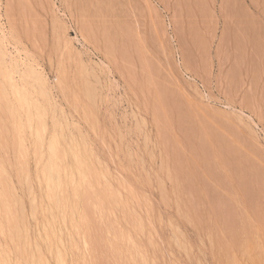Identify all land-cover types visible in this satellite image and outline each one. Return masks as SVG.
I'll list each match as a JSON object with an SVG mask.
<instances>
[{
	"label": "rangeland",
	"instance_id": "1",
	"mask_svg": "<svg viewBox=\"0 0 264 264\" xmlns=\"http://www.w3.org/2000/svg\"><path fill=\"white\" fill-rule=\"evenodd\" d=\"M0 47L6 70L16 65L11 74L0 66V87L8 84L2 97L18 82L33 106L43 105L39 113L31 109L38 114L32 113L34 130L20 131L33 116L11 93L24 119L19 113L23 123L15 117L10 123L13 115L1 104L6 98L0 102V208L9 205L16 219L5 235L7 221L0 225L4 252L16 250L12 239L22 231L36 239L48 227L46 243L56 231L62 236L54 233V246L52 240L47 246L75 241L81 256L77 263L78 249L69 242V256L50 247L61 256L54 257L41 236L35 251L46 264L64 253L67 264H264V0H0ZM62 133L54 142L61 150L77 143L86 163L81 181L73 177L82 185L67 184L53 205L43 178L54 172L45 161L49 143ZM50 204L59 216L57 228L50 224L56 231L47 225ZM120 232L119 250L113 241ZM24 239L17 253H6L13 263L15 253L38 244L28 239L24 246L36 241L32 250L21 248ZM111 240L125 249L121 256L110 251ZM35 251L24 256L31 260Z\"/></svg>",
	"mask_w": 264,
	"mask_h": 264
},
{
	"label": "bare ground",
	"instance_id": "2",
	"mask_svg": "<svg viewBox=\"0 0 264 264\" xmlns=\"http://www.w3.org/2000/svg\"><path fill=\"white\" fill-rule=\"evenodd\" d=\"M20 1H21V0H20ZM23 7H24V6H23ZM24 8H25V7H24ZM24 8H23V9H24ZM102 12H103V11H102ZM11 13H12V12H11ZM23 16H24V15H23ZM11 34H12V33H11ZM119 35H120V34H119ZM26 36H28V35H26ZM114 37H115V36H114ZM122 40H123V39H122ZM1 44H2V42H1ZM121 44H123V43H121ZM105 45H106V44H105ZM113 45H114V44H113ZM116 45H117V44H116ZM123 45H124V44H123ZM135 46H136V45H135ZM113 47H114V46H113ZM0 48H1V47H0ZM121 48H122V47H121ZM142 48H143V47H142ZM4 49H5V48H4ZM144 49H145V48H144ZM130 50H131V49H130ZM2 52H3V51H2ZM116 52H117V51H116ZM128 52H129V51H128ZM132 52H133V51H132ZM1 54H2V53L0 52V57L2 58V55H1ZM110 54H111V53H110ZM113 54H114V53H113ZM117 54H118V53H117ZM122 54H123V53H122ZM111 55H112V54H111ZM129 55H130V54H129ZM114 57H115V56H114ZM141 57H142V56H141ZM3 58H4V56H3ZM139 58H140V57H139ZM4 59H5V58H4ZM9 59H10V58H9ZM123 60H124V59H123ZM140 60H141V59H140ZM2 61H3V60H2ZM2 61H0V62L3 63V64L0 63V66L2 65V67H4V69L6 70V68H5V66H4V62H5V61H3V62H2ZM130 62H131V61H130ZM15 63H16V62H15ZM14 65H15V64H13V67H12V68H7V69H8V70H9V69H12V70H13V68L15 69V68H16V65H15V66H14ZM139 65H140V64H139ZM135 66H136V65H135ZM6 67H7V66H6ZM4 69H3V70H4ZM120 69H121V68H120ZM5 70H4V74H5V73H6V74H11L10 71H8V70L5 71ZM34 71H35V70H34ZM8 72H9V73H8ZM11 72H12V71H11ZM130 73H131V72H130ZM144 74H145V73H144ZM151 75H152V74H151ZM2 76H4V75H2ZM7 76H8V75H7ZM28 76H29V75H28ZM30 76H31V75H30ZM30 76H29V78H30ZM9 77H11V76L9 75ZM12 77H13V76H12ZM12 77H11L10 80H12ZM23 77H24V76H23ZM133 77H134V76H133ZM135 77H136V76H135ZM149 77H150V76H149ZM5 78H6V77H5ZM24 78H25V77H24ZM6 79H7V78H6ZM6 79H5V80H6ZM32 79H33V78H32ZM138 79H139V78H138ZM12 81H13V80H12ZM15 81H16V80H15ZM35 81H36V80H35ZM136 81H137V80H136ZM7 82L10 83L9 85H12V83H13V82H11V81H10V82L7 81ZM151 82H152V80H151ZM15 83H16V82H15ZM17 83H18V82H17ZM17 83H16V84H17ZM0 84H1V83H0ZM16 84H14V86H13L14 93H13L12 89L9 88V89L11 90V92H10V93H6V92H5V93H6V95H5L6 97H5V96L2 97V94L4 93L3 90H4V89L6 90V88H8V87H7L8 84H7V85H6V84L3 85L4 88H3V86L0 87V90H1V88L3 89V90H2V93H1V91H0V93H1V94H0V95H1V96H0V102H1V99H2V101H3V98H6V99L8 98L7 100H9L8 102H10V99H11V97H13V96H11V97L9 98L8 95H10V94L12 93V94H14V95L17 97V99H14V98H13V99L15 100V104L18 102L19 105H20L21 107H19L18 103H17L16 105H18V107H19L20 109L23 110V111L21 110L22 112L25 111L23 114H25V113H26V110H27V112H30L29 115H28V117L30 116V114H31L30 117H32V116H33L32 113H33L34 115H38L37 113H34V112H38V113H39V112H40V111H39L40 109H38V107H41V108H42L43 105L41 106V104H39L40 106H39V105H38V106H33V105H34V101L31 103V100H32V99H31V98L29 99V98L27 97L28 94L26 95V92H27L28 90L25 91V90L23 89V87H24L25 85L23 84L24 86H23V85H22L23 87L21 86V88H22V90H21V88H20V84L18 83V84H19L18 86H19L20 89L17 88L18 86H17ZM25 84H28V82L25 83ZM1 85H2V84H1ZM15 85H16V86H15ZM31 85H32V84H31ZM5 86H6V88H5ZM140 86H141V85H140ZM25 87H26V86H25ZM27 87H28V86H27ZM138 87H139V86H138ZM9 89H8V90H9ZM36 90H37V88L35 89V91H36ZM160 90H161V89H160ZM23 91H24V92H23ZM8 92H9V91H8ZM140 92H141V91H140ZM159 92H160V91H159ZM35 93H36V92H35ZM161 93H162V91H161ZM29 95H30V94H29ZM149 96H150V95H149ZM6 99H4V100H5L4 102H6V103H4V102L1 103V104H3L4 106H6L5 104H8V105L10 106V105H12L11 102H14V100H12L10 103H8V102L6 101ZM174 99H175V98H174ZM162 100H164V99H162ZM165 100H166V99H165ZM41 102H42V101H41ZM41 102H40V103H41ZM153 102H154V101H153ZM174 102H175V101H174ZM1 104H0V106H1V108H2L3 105H1ZM15 104L13 103V105L10 106V107H4V106H3V108H8V109H9V113H11V114H10L11 117H12V115H13L12 120H11L12 122H11L10 120H8V121H10V123H14V124H16V122H14L13 120H14V117L17 116V114L21 113V114L18 115L17 117L20 116V117L23 118L22 112H19V113H18V110H20V109H17V107H16ZM157 104H158V103H157ZM166 104H167V103H166ZM173 104H174V103H173ZM176 104H177V103H176ZM8 105H7V106H8ZM14 105H15V106H14ZM36 105H37V104H36ZM26 106H27L28 108H30V109H28ZM25 107H26V109H25ZM23 108H24L25 110H24ZM36 108H37V109H36ZM31 109H35V111L32 112ZM45 109H46V108H45ZM174 109H175V108H174ZM4 110H5V109H4ZM29 110H30V111H29ZM175 110H176V109H175ZM178 110H179V109H178ZM5 111L7 112V110H5ZM43 111H44V110H43ZM43 111H42V112H43ZM155 112H156V111H155ZM4 113H5V112H4ZM43 113H44V112H43ZM43 113H42V114H43ZM27 114H28V113H27ZM172 114H173V113H172ZM196 114H197V113H196ZM3 115H4V114H3ZM14 115H15V116H14ZM21 115H22V116H21ZM40 116H41V115H40ZM48 116H49V115H48ZM166 116H167V115H166ZM184 116H185V115H184ZM17 117H15V121L18 120L17 122H19V120H21L22 118L16 119ZM28 117H27V118H28ZM35 118H36V117H35ZM35 118H34V116H33L32 119H31V118H28V119H27V124H28V126L25 124L26 122L23 123V121H22V120L24 119V118H23V119L21 120L22 122H20V123L25 124L26 127L22 124V129H21V127L18 126V125L21 126L20 123L17 124V125H14V127H15V126H18V128L16 127V130H18V129L20 130V129H21L20 131H22L24 128L26 129L27 127H29L30 130H32V129L34 130V128L32 127V126H33V125H32V123H33L32 121L34 120V123H33V124L36 125V124H35V123H36V122H35V120H36ZM47 118H48V117H47ZM176 118H177V117H176ZM29 119H30V120H29ZM172 119H173V117H172ZM190 120H191V119H190ZM24 121H25V120H24ZM28 122H29V123H28ZM40 122H41V121H40ZM176 122H177V121H176ZM5 123H6V122H5ZM182 123H183V122H182ZM29 124H30V125H29ZM40 124H41V123H40ZM43 124H44V123H43ZM178 124H179V123H178ZM213 124H214V122H213ZM8 125H9V123H8ZM189 125H190V124H189ZM192 125H193V124H192ZM6 126H7V124H6ZM30 126H31L32 128H30ZM9 127H10V126H9ZM23 127H24V128H23ZM35 127H36V126H35ZM190 127H192V126H190ZM222 127H223V126H222ZM9 129H10V128H9ZM27 129H28V128H27ZM45 129H46V128H45ZM33 130H32V131H33ZM35 130H36V129H35ZM63 130H64V129H63ZM63 130H62V131H63ZM210 130H211V128H210ZM37 132H38V131H37ZM203 132H204V131H203ZM47 133H48V132H47ZM194 133H195V132H194ZM218 133L220 134V132H218ZM221 133H222V132H221ZM21 134H22V133H21ZM21 134H20V135H21ZM210 134H211V133H210ZM229 134H230V133H229ZM62 135H63V133L60 134V136H59V134H58L59 137H58V136L54 137V138L52 139L53 142H52V140H51V143H49L50 145H48V146H50V147H49L50 155H49V152H47V154H48L49 156H51V158H49V156L46 154V155H47V158H46V161H45V162L47 163V162H48L47 160H49L48 164H49V166L51 167L52 171L54 172V176L51 175V176H53L52 178H51L50 176H46V177L44 176V178H43L44 181H45V183H44V182H43V183L46 184V186L48 187V189H50V192H51V193H50L49 190H48L47 188H45V187H46L45 185H44L45 187L43 186V187L46 189V191L48 190L47 194L49 193V195L47 196V198H48V197L50 198V199L48 198L49 202L51 201V203H52V201H53V205H54V202L58 201V199H59V194L65 192V191H64V192H62V191L66 189L65 186H66L67 184H68L67 186H70V187H71V186H74V185H78V186H79V185H82L81 182H80V181H81L80 178H82V175H83V169H84V168H82L81 163H82V162H83V163H86V161H85V157H83V155L80 154V150H81V149L79 150V146H78L77 143H76V144H72V145H77V146H74V147L70 145L71 147H69V149H68L67 146L64 144V146H66V148H67L68 150H67L65 147H63V148H65V149H63V150H61L62 148H61V149L59 148L61 143H58V142L60 141L59 138H60ZM124 135H125V134H124ZM201 135H202V134H201ZM32 136H33V135H32ZM207 136H208V135H207ZM216 136H217V135H216ZM22 137H23V136H22ZM34 137H35V136H34ZM34 137H33V138H34ZM202 137H203V136H202ZM204 137L206 138V136H204ZM27 138H28V137H27ZM56 138H57V139H56ZM198 138H199V137H198ZM234 138H235V137H234ZM1 139H2V138H1ZM23 139H24V138H23ZM61 139H62V138H61ZM200 139H201V138H200ZM225 139H226V138H225ZM227 139H228V138H227ZM2 140H3V139H2ZM28 140H29V139H28ZM31 140H32V139H31ZM34 140H35V139H34ZM54 140H59V141H58V142H57V141L54 142ZM173 140H174V139H173ZM209 140H210V139H209ZM62 141H64V140H62ZM205 141H206V140H205ZM205 141H204V143H205ZM221 141H222V140H221ZM20 142H21V140H20ZM60 142H61V141H60ZM40 143H41V142H40ZM221 143H222V142H221ZM221 143H220V144H221ZM227 143H228V142H227ZM3 144H4V143H3ZM10 144H11V143H10ZM34 144H35V143H34ZM62 144H63V143H62ZM89 144H90V143H89ZM89 144H88V145H89ZM235 144H236V143H235ZM35 145H36V144H35ZM58 145H59V146H58ZM221 145H222V144H221ZM229 145H230V144H229ZM2 146H3V145H2ZM15 146H16V145H15ZM41 146L43 147V144H42ZM61 146H62V145H61ZM205 146H206V145H205ZM37 147H38V146H37ZM45 147H46V146H45ZM75 147H76V149L78 150L79 153H77L76 150H73V149H75ZM77 147H78V148H77ZM81 147H82V146H81ZM200 147H201V146H200ZM234 147H235V146H234ZM238 147H239V146H238ZM23 148H24V147H23ZM35 148H36V147H35ZM70 148H73V149H70ZM202 148H203V147H202ZM202 148H201V149H202ZM220 148H221V147H220ZM203 149H204V148H203ZM218 149H219V148H218ZM229 149H230V148H229ZM231 149H232V148H231ZM26 150H27V149H26ZM64 150H65V151H64ZM66 150H67V151H66ZM69 150H70V151H69ZM93 150H94V149H93ZM95 150H96V149H95ZM236 150H237V149H236ZM22 151H23V150H22ZM207 151H208V150H207ZM229 151H230V150H229ZM38 152H39V151H38ZM43 152L46 153L45 150H44ZM171 152H172V151H171ZM230 152H231V151H230ZM40 153H41V155H42V154L45 155V154L42 153V152H40ZM99 153H100V151H99ZM178 153H179V152H178ZM178 153H177V154H178ZM207 153H208V152H207ZM214 153H215V152H214ZM240 154H241V153H240ZM3 155H4V154H3ZM37 155H38V154H37ZM43 155H42V156H43ZM70 155H71V157H72V155H73V158H74V159L72 160V161H73L72 164H73V163H75L74 165L77 164V166H78V167L76 166V167H77V170H75V169H76L75 167H74L75 169H73V168H72V169H69V168H68V167H69L68 165H70L71 163L67 161L66 157H68V159H69V156H70ZM98 155H99V154H98ZM42 156H40V157H42ZM218 156H219V155H218ZM241 156H242V155H241ZM174 157H175V156H174ZM242 157H243V156H242ZM219 158H220V157H219ZM38 159H40V158H38ZM43 159H45V158H43ZM43 159H42V160L40 159V160H41V164H43V165H41V168H43L42 166H46V165H44L45 163H44ZM65 159H66V160H65ZM244 159H245V158H244ZM83 160H84V161H83ZM64 161H66L65 164H66V163H69V164H66V165L68 166V167L66 166V168H67L68 170H67V169L65 168V166H64V165H65V164H64ZM219 161H220V160H219ZM243 161H245V160H243ZM102 162H103V161H102ZM72 164H71V165H72ZM89 164H90V163H89ZM127 164H128V163H127ZM190 164H191V163H190ZM74 165H73V166H74ZM194 165H195V164H194ZM85 166H86V165H85ZM192 166H193V165H192ZM129 167H130V166H129ZM70 168H71V166H70ZM149 168H150V167H149ZM183 169H184V168H183ZM189 169H190V168H189ZM48 170H49V169H48ZM63 170H67L68 173H67V171L63 172ZM72 170H73V171H72ZM102 170H103V169H102ZM24 171H25V170H24ZM76 171H77V172H76ZM90 171H92V170H90ZM126 171H127V170H126ZM155 171H156V170H155ZM25 172H26V171H25ZM25 172H24V173H25ZM41 172H43L41 176L45 175V173H47L46 167H44V170L41 171ZM41 172H40V173H41ZM53 172H51V173H53ZM62 172H63V173H66V174L68 175V176L66 177L65 181H64V178L62 177V174H63ZM34 173H35V172H34ZM49 173H50V171H49ZM91 173H92V172H91ZM123 173H124V172H123ZM130 173H131V172H130ZM130 173H129V174H130ZM176 173H177V172H176ZM75 174H78V175H77V176H78L77 178H79V176H80V178H79L80 181L75 182V181L73 180V177L75 176ZM85 174H86V173H85ZM120 174H121V173H120ZM126 174H127V173H126ZM14 175H17V174H14ZM46 175H47V174H46ZM63 176H64V175H63ZM86 176H87V175H86ZM97 176H98V175H97ZM154 176H155V175H154ZM87 177H88V176H87ZM181 177H182V176H181ZM93 178H94V177H93ZM152 178H153V177H152ZM43 179H42V180H43ZM88 179H89V178H88ZM94 179H95V178H94ZM113 179H114V178H113ZM42 180L40 179V181H42ZM89 180H90V179H89ZM96 180H97V177H96ZM129 180H130V179H129ZM152 180H153V179H152ZM181 180H182V179H181ZM76 181H77V180H76ZM131 181H132V180H131ZM135 181H136V180H135ZM92 182H93V181H92ZM147 182H148V181H147ZM152 182H153V181H152ZM43 183H42V184H43ZM42 184H41V185H42ZM92 184H93V183H92ZM135 184H136V183H135ZM97 185H98V183H97ZM97 185H96V186H97ZM147 185H148V184H147ZM195 185H196V184H195ZM14 186H15V185H14ZM193 186H194V185H193ZM80 187H81V186H80ZM133 187H134V186H133ZM63 188H65V189H63ZM71 188H72V187H71ZM73 188H74V187H73ZM75 188L78 189V187H75ZM75 188H74V189H75ZM45 189H44V191H45ZM68 189H69V187H68ZM74 189H73V190H74ZM91 189H92V187H91ZM41 190H43V189H41ZM79 190H80V189H79ZM66 191H67V189H66ZM139 191H140V190H139ZM42 192H43V191H42ZM57 193H59V194H57ZM73 193H75V192H73ZM39 194H40V193H39ZM47 194H46V195H47ZM50 194H51V195H50ZM68 194H69V193H68ZM79 194H81V193H79ZM117 194H118V193H117ZM61 195H63V194H61ZM72 195H73V194H72ZM99 195H100V194H99ZM103 195H105V194H103ZM103 195H102V196H103ZM22 196H23V195H22ZM36 196H37V194H36ZM41 196H42V195H41ZM116 196H117V195H116ZM118 196H119V195H118ZM0 197L2 198V196H0ZM43 197H44V196H43ZM45 197H46V196H45ZM67 198H69V197H67ZM127 198H128V197H127ZM51 199H52V200H51ZM64 199H65V198H64ZM64 199H63V200H64ZM71 199H72V198H71ZM75 199H76V198H75ZM75 199H74V200H75ZM108 199H109V198H108ZM118 199H120V198H118ZM24 200H25V199H24ZM109 200H110V199H109ZM132 200H133V199H132ZM41 201H42V200H41ZM60 201H62V200H60ZM72 201H73V200H72ZM78 201H80V200H78ZM65 202H67V201H65ZM69 202H70V200H69ZM76 202H77V201H76ZM116 202H118V201H116ZM127 202H128V201H127ZM42 203H43V202H42ZM61 203H62V204H61ZM61 203H60V205H63V201H62ZM74 203H75V201H74ZM56 204H57V203H56ZM70 204H71V203H70ZM78 204H79V203H78ZM111 204H113V203H111ZM40 205H41V203H40ZM53 205L51 206V204H50L49 207H48V208L52 207V208H50V211L48 210V212H49V217L51 216L49 219L52 220V216H54V215H55V216H54L52 222H51V220H50L51 223L49 222V219L46 220V221L49 222V224H47L48 226H49L50 224H52V223H55V224H56V222H54V220L57 219V218H55L56 215L58 216V214H56V212H55V214L53 213V215H52V213H51V209H52V212H54V211L56 210V209H55L56 205H55V207H54ZM67 205H68V204H67ZM76 205H77V204H76ZM113 205H114V204H113ZM143 205H144V203H143ZM4 206H5V205H4ZM7 206H8V207L5 206V208H4V207L0 208V210H1V209H5V211H6L7 209L10 208L9 205H7ZM41 206H42V205H41ZM70 206H71V205H70ZM64 207H65V206H63L62 209H63ZM66 207H68V206H66ZM105 207H106V206H105ZM53 208H54L55 210H54ZM70 208H71V207H70ZM112 208H113V207H112ZM112 208H110V209H112ZM42 209H43V212H44V207H43ZM46 209H47V208H45V210H46ZM59 209H60V208H59ZM75 209H76V207H75ZM80 209H81V208H80ZM80 209H79V210H80ZM101 209H103V207H102ZM53 210H54V211H53ZM46 211H47V210H46ZM63 211H64V210H63ZM8 212H9V213H8ZM10 212H11L10 210L4 212V214L6 215V216H5V215L3 214V210H2V213H1V211H0V213L2 214V215L0 214V216L2 217V216L4 215V216H3L4 219H5V218L7 217V215H8V217H7L8 220H4V221H3V219H2L3 217L0 219V225H1L2 223H4V224L7 223V225H6L7 228H6V229H5V227H6L5 225H3V224L1 225V226H5V227H2V228L5 229V230H3V232H4V233H2L3 235H5V232H7L6 230H8V227H9L8 225H12L11 223H14L15 220H16V219H15V220L13 219L14 221H12V219H10V217H9V216H10V215H9ZM38 212H39V210H38ZM40 212H41V210H40ZM59 212H60V211H59ZM68 212H69L68 215H70V214H71L70 211H68ZM111 212H112V210H111ZM41 213H42V212H41ZM50 213H51V215H50ZM82 213H83V212H81V214H82ZM85 213H86V212H85ZM85 213H84V215H83L82 218H85L84 216L87 215V214L85 215ZM98 213H99V212H98ZM105 213H106V212H105ZM113 213H114V212H113ZM44 214H47V212H45ZM59 214H60V213H59ZM79 214H80V213H79ZM106 214H107V213H106ZM35 215H36V214H35ZM41 215H42V214H41ZM116 215H117V214H116ZM119 215H120V214H119ZM12 216H13V215H12ZM28 216H29V215H28ZM28 216H27V217H28ZM46 216H47V215H46ZM46 216H45V219L48 218V216H47V217H46ZM66 216H67V215H66ZM79 216H80V215H79ZM79 216H78V217H79ZM104 216H105V215H104ZM35 217H36V216H35ZM43 217H44V216H43ZM43 217H42V219H43ZM58 217H59V216H58ZM13 218H14V217H13ZM16 218H17V217H16ZM87 218H89L88 215L86 216V219H87ZM58 219H59V218H58ZM89 219H90V218H89ZM125 219H126V218H125ZM1 220H2V221H1ZM9 220H10V222H9ZM26 220H27V219H26ZM35 220H37V219H35ZM38 220H39V219H38ZM59 220H60V219H59ZM59 220H58V221H59ZM78 220H79V219H78ZM80 220H81V219H80ZM82 220H83V221H81L82 225H83L84 227L87 225L85 228H86V230H87V228L89 229L90 226H91V225H90V226L88 225V224H90V220H89V221H87L88 219L86 220L88 224H86V222H84V221H85L84 219H82ZM6 221H7V222H6ZM41 221H42V220H41ZM44 221H45V220H44ZM120 221H121V220H120ZM125 221H126V220H125ZM205 221H206V220H205ZM5 222H6V223H5ZM8 222H9V223H8ZM48 222H44V223L46 224V223H48ZM63 222H64V221H63ZM75 222H76V221H75ZM122 222H123V221H122ZM122 222H121V223H122ZM206 222H207V221H206ZM44 223H43V224H44ZM68 223H69V222H68ZM72 223H73V222H72ZM76 223H77V222H76ZM81 223H80V224H81ZM84 223H85L86 225H85ZM39 224H40V223H39ZM43 224H42V225H43ZM55 224H53L54 227H55ZM57 224H58V223H57ZM57 224H56V228H57ZM77 224H78V223H77ZM77 224H76V225H77ZM155 224H156V223H155ZM14 225H15V224H14ZM16 225H17V224H16ZM20 225H22V223H21ZM68 225H69V224H68ZM74 225H75V224H74ZM122 225H123V224H122ZM45 226H46V225H45ZM45 226H44V227H45ZM88 226H89V227H88ZM119 226H120V224H119ZM159 226H160V225H159ZM84 227H83V228H81V227L79 228V227H78V229L81 230V233H82V232H85V233L87 232V233H88V231H82V229L84 230ZM97 227H98V226H97ZM120 227H121V226H120ZM160 227H161V226H160ZM0 228H1V227H0ZM41 228H42V227H41ZM47 228H48V227H47ZM47 228H44V230L46 229L45 231H46L47 234H43V233H42V234L46 236V235H50V233H51V235H52V232H53L52 230H55V229H51L52 226L50 225L49 228H50L51 231H52V232H50ZM129 228H130V227H129ZM154 228H155V227H154ZM23 229H26V228L24 227ZM23 229H22V230H23ZM75 229H77V228H75ZM75 229H74V230H75ZM156 229H157V228H155V230H156ZM161 229H162V228H161ZM256 229H257V228H256ZM16 230H17V229H16ZM26 230H27V229H26ZM40 230H41V229H40ZM59 230H60V228L58 229V231H59ZM62 230H63V229H62ZM118 230H119V229H118ZM146 230H147V229H146ZM249 230H250V229H249ZM0 231H1V229H0ZM27 231H28V230H27ZM27 231H25V230L22 231V232L20 233L21 236H20L19 238H18L19 235L16 236V237H17V240H19V239H21V238H22V239L25 238V237L23 236L24 232H25L24 235L26 236V238H25L23 241H25V240L27 241L28 239H31V238H30L31 236L27 239V237L29 236V234H27L28 236L26 235ZM55 231H56V230H55ZM75 231L77 232V230H75ZM90 231H92L91 228L89 229V232H90ZM113 231H114V230H113ZM121 231H122V230H121ZM123 231H125V230H123ZM130 231H131V230H130ZM1 232H2V231H1ZM49 232H50V233H49ZM56 232H57V231H56ZM56 232H54V233H56ZM59 232H61V231H59ZM110 232H112V231H110ZM126 232H127V231H126ZM150 232H151V231H150ZM250 232H251V231H250ZM28 233H29V231H28ZM54 233H53V238H52V239H51V237H50L51 235H50L49 237L47 236V239H50V241L52 240V242H51L52 245H53L54 242H55V241L53 240L55 237H57V236H59V237L62 236L61 233H59L60 235L57 234L58 232L56 233V235H55ZM79 233H80V231H78L77 234H79ZM87 233H86V235L84 234V235H85L84 238L86 239V241H87V239L89 240L90 237H91V236H89ZM91 233H92V232H91ZM91 233H89V234L91 235ZM103 233H104V232H103ZM103 233H101V235H102ZM121 233L123 234V232H120V236H121V237H119V238H117L118 236L115 235V236H116L115 238H117V239H115V240H114V233H113V236H111V237H113V238H112V240H114L113 242H115L116 240H119V243H120V238L123 237V235H122ZM127 233H128V232H127ZM127 233H125V234H127ZM34 234H35V233H34ZM68 234H69V232H68ZM72 234H73V233H72ZM82 234H83V233H82ZM111 234H112V233H111ZM131 234H132V233H131ZM138 234H139V233H138ZM168 234H169V233H168ZM257 234H258V233H257ZM43 235H41V236H42V239L44 238ZM54 235H55V237H54ZM79 235H80V234H79ZM84 235H83V236H84ZM87 235L89 236L88 238L86 237ZM101 235H100V236H101ZM22 236H23V237H22ZM41 236H40V237H37V236H36V237L41 239ZM69 236H70V235H69ZM98 236H99V235H98ZM103 236H104V234H103ZM103 236H102V239H101V238H100V239L105 241V239H104L105 237L103 238ZM127 236H128V234H127ZM16 237H15L14 240L12 239L13 242L16 241L15 247L17 246V247H16V250H15V248H14V250H12V251H14V252L19 251V250H18V247H19L20 245L18 246V242L21 241L20 243H23V242H22V239H21L20 241L17 242ZM59 237L57 238V240L60 239ZM63 237H65V236H63ZM92 237H93V234H92ZM92 237H91V239H92ZM125 237H126V236H124V238L122 239L123 241L125 240ZM128 237H129V238H127L126 240H129V239L132 240V238H131L130 236H128ZM186 237H187V236H186ZM37 238H36V239H31L32 242H33V240H37V242L34 241V243H30L32 246H33V244H35V242H36V243H38L39 241L42 242L41 240H39V239H37ZM45 238H46V237H45ZM45 238H44V239H45ZM135 238H136V237H135ZM157 238H158V237H157ZM71 239L73 240L74 238L72 237ZM91 239H90V240H91ZM136 239H137V238H136ZM159 239H160V238H159ZM31 240H28V241L30 242ZM38 240H39V241H38ZM57 240H56V241H57ZM66 240H67V238H66ZM92 240H93V239H92ZM92 240H91V241H92ZM112 240H111V242H110V246H109V247H111V246L114 245V243L112 242ZM122 240H121V242H123ZM126 240H125V241H126ZM130 240H129V241H130ZM168 240H169V239H168ZM26 241L24 242V244L21 245V248H22V246H23V248L28 247V249L31 247V250H32V246H28L29 244H27L26 246H24V245L26 244ZM44 241H45L46 246H47V243H50L49 240H47V243H46V239L43 240V242H44ZM59 241H62V239L59 240ZM63 241H64V239H63ZM63 241H62V243H59V242L57 243V242H56L55 247L57 246V244H61L62 246L58 245V246H60V247L57 246V248H62V249H64V251H65L66 249H70V248H71L70 246H73V245H70V246H69L70 248H68V247H67V244L70 242V240L67 241L66 245L64 244ZM94 241H95V240H94ZM98 241H100L99 238H98ZM98 241H97V243H99ZM125 241H124L123 243H121V245L124 244ZM132 241H133V240H132ZM138 241H139V240H138ZM43 242H42V243H43ZM71 242H74V243H73L74 246H75V243H76V245L78 246L77 242H75V241H71ZM71 242H70V243H71ZM101 242H102V241H101ZM101 242H100V243H101ZM133 242H134V241H133ZM168 242H169V241H168ZM14 243H15V242H14ZM20 243H19V244H20ZM94 243H95V242H94ZM112 243H113V245H112ZM119 243H118V241H117V243L115 242V244H117L116 246H117L118 249H119V247H120V246H119ZM144 243H145V242H144ZM156 243H157V242H156ZM165 243H166V242H165ZM189 243H190V242H189ZM51 244H50V245L48 244L49 247L47 246V247H46V250H49V249H51V248H52V249H55V248L53 247L54 245L51 246ZM63 244H64L65 246H64ZM95 244H96V243H95ZM40 245H41V244H40ZM40 245H39V243L36 244V245H34L36 248L33 249V250L31 251V253H33L37 248H40ZM88 245H89V243H88ZM96 245H97V244H96ZM96 245H95V246H96ZM98 245H100V244H98ZM102 245H103V244H102ZM172 245H173V244H172ZM262 245L264 246V244H262ZM77 246H75V247H73V248H75V250H76V249H78ZM90 246H91V244H90ZM123 246H124V245H122L121 247H123ZM136 246H139V245L137 244ZM50 247H51V248H50ZM63 247H64V248H63ZM66 247H67V248H66ZM76 247H77V248H76ZM79 247H80V246H79ZM96 247H97V246H96ZM124 247H125V246H124ZM160 247H161V246H160ZM174 247H175V246H174ZM187 247H188V246H187ZM191 247H192V246H191ZM2 248H3V246L0 247V250H2ZM5 248H6V247H5ZM5 248H3L4 250H2L3 252L0 251V264H18V263H19V264H21V263L23 264V263H24L23 260H22L23 257H21V256H24V252L27 251V250L23 249V251H24V252H22L23 255H22V253H21V255H20V254H16V253H17V252H16V253H15V256L18 255L19 257L17 256V259H18L19 261H20V259H21L22 261H21V263H20V262L16 259V260H15L16 262L14 261V263H13L12 259H10L11 257H8L9 254L6 255L7 252L10 253V255H11V252H12V251H11V252H10V251L4 252V251H6ZM10 248H11V247H10ZM21 248H20V250L22 251ZM33 248H34V247H33ZM57 248H56V249H57ZM117 248H116V249H117ZM214 248H215V247H214ZM261 248H262V247H261ZM56 249H55V250H56ZM62 249L59 250V252H61V254H62V251H61ZM96 249H97V248H96ZM109 249H110V248H109ZM112 249L116 250V249L114 248V246L111 247V250H110V251H112ZM118 249H117V251H118ZM171 249H172V248H171ZM177 249H178V248H177ZM72 250H73V249H72ZM72 250H69V251L72 252ZM78 250H79V249H78ZM78 250H77V251H78ZM114 250H113V251H114ZM119 250H120V249H119ZM122 250H123V251H122ZM122 250H121L120 252L118 251V253L120 254L121 252H122V253L125 252V251H124V250H125L124 248H123ZM163 250H164V249H163ZM49 251H53V250H49ZM57 251H58V250H57ZM69 251L67 250L68 254H67V252L65 251L67 255L65 256V255H64L65 253H64L63 256H62L63 259H64V256H65V257H68V256H69ZM77 251H76V253H77V254H76V257H74V256H75V253L73 254V259L75 258L74 260H76V258H78L79 256H81V254H80V255L78 254L81 250H79L78 252H77ZM179 251H180V250H179ZM27 252L30 253V250L27 251ZM35 252H36V251H35ZM40 252H41V250H39V252H36V255H32V256H31V260H32V261L29 260V258H30L29 255H30L31 253H30V254H27V253L25 252V256H27V255L29 256V258L24 256V257L26 258L27 263L29 264V261H31L30 264H46V263H45V260H44V259H46V258L44 257L45 254L43 255L42 252H41V253H40ZM45 252H46V251H45ZM47 252H48V251H47ZM53 252H54V253H53ZM53 252H52V254H54V257H55V256H56V254H55L56 251H53ZM93 252H95V251L93 250ZM115 252H116V251H114V253H115ZM156 252H157V251H156ZM214 252H215V251H214ZM39 253H40L43 257H42ZM80 253H81V252H80ZM111 253H112V252H111ZM114 253H112V254L114 255ZM118 253H117V254H118ZM122 253H121V254H122ZM166 253H167V252H166ZM181 253H182V252H181ZM37 254H38V255H37ZM121 254H120V256H121ZM128 254H129V253H128ZM12 255H13V254H12ZM77 255H78V256H77ZM123 255H124V254H123ZM126 255H127V254H126ZM169 255H170V254H169ZM177 255H178V254H177ZM181 255H182V254H181ZM195 255H196V253H195ZM214 255H215V254H214ZM57 256H60V253H59ZM57 256H56V257H57ZM160 256H161V255H160ZM174 256H175V255H174ZM12 257H14V256H12ZM52 257H53V256H52ZM60 257H61V256H60ZM60 257L55 258L56 262H57L58 259H60V262H57V264H58V263H60V264H67V262H66V261L64 262V260H63L62 258H60ZM133 257H134V256H133ZM164 257H165V256H164ZM14 258H15V257H14ZM19 258H20V259H19ZM25 258H23V259L25 260ZM27 258H28V259H27ZM43 258H44V259H43ZM83 258H84V257L82 256V258H80V259L82 260ZM151 258H152V256H151ZM165 258H166V257H165ZM48 259H49V258H48ZM53 259H54V258H53ZM73 259H72V260H73ZM80 259H78V260H80ZM10 260L12 261V263H10V262H11ZM46 260H47V259H46ZM65 260H68V259H65ZM74 260L72 261L73 263L77 261V260H76V261H74ZM112 260H113V259H112ZM122 260H123V259H122ZM127 260H128V259H127ZM129 260H130V259H129ZM165 260H166V259H165ZM172 260H173V259H172ZM49 261H50V260H49ZM58 261H59V260H58ZM108 261H109V260H108ZM135 261H136V260H135ZM179 261H180V260H179ZM17 262H18V263H17ZM53 262H54V261H53ZM79 262H81V261H79ZM97 262H98V261H97ZM180 262H181V261H180ZM195 262H196V260H195ZM77 263H78V261H77ZM126 263H127V262H126ZM130 263H131V261H130ZM167 263H168V262H167ZM176 263H177V261H176ZM192 263H193V262H192ZM25 264H26V262H25ZM47 264H51V262H50V263H47ZM68 264H69V262H68ZM75 264H76V263H75ZM79 264H80V263H79ZM81 264H82V262H81ZM105 264H106V263H105ZM133 264H136V263H133ZM157 264H158V263H157ZM177 264H178V263H177ZM189 264H190V263H189Z\"/></svg>",
	"mask_w": 264,
	"mask_h": 264
}]
</instances>
